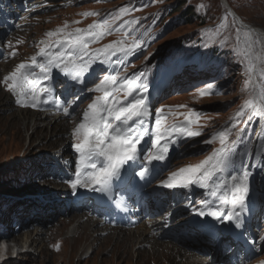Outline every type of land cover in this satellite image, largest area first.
<instances>
[{"label": "snow or ice", "instance_id": "1", "mask_svg": "<svg viewBox=\"0 0 264 264\" xmlns=\"http://www.w3.org/2000/svg\"><path fill=\"white\" fill-rule=\"evenodd\" d=\"M120 11L124 12L126 9L122 8ZM88 14L94 15L95 13H85V15ZM109 26V21L105 20L102 23L94 22L87 29H75L68 32L66 31L67 24H65L64 28L48 31L45 35L49 38L55 37V41H41L44 46L40 47L37 53V55L44 56L45 62L38 64L35 56L31 59V64L38 67L39 72L31 73L32 79H29L21 72V69H26L29 65L21 63L17 65L15 71L3 78L8 90L17 96L16 103L32 107H37L41 103H50L49 100L42 99V94L44 97L53 95L54 85L38 86L41 85L42 80L51 81L53 69H58L65 78L61 95L55 97L52 103L57 108L62 106L61 101L75 105L81 99L80 92L87 88L89 78L93 75L90 69L94 62L100 61L108 64L110 55L116 52L131 55L140 44L137 40L131 47H125L122 44L116 46L118 42H113L103 48L90 49L89 44L85 42V36L98 38ZM65 44L68 46L67 53L46 50L57 45L63 48ZM11 54L15 55V52ZM101 55L104 57L103 60H101ZM173 70L172 68L165 69L162 73L163 77L165 78ZM142 77L143 73L135 74L132 79H125L121 76L123 83L117 85V76L105 75L94 88H87L88 93L101 94L87 105V109L83 111V119L72 129V135L77 137L78 142L71 146L79 154V160L75 164V179L69 178L66 182L74 192L80 187L105 193L110 190L114 178L127 179L122 169L128 165L129 161L135 164L138 156L141 155L138 145L148 136L149 132L146 127V121L150 115L149 94L147 85L138 83ZM213 87L212 84H208L206 89L199 90L200 95H205ZM121 89L124 90L123 101L117 95ZM72 96L76 99L69 100L68 98ZM244 107H251V102L246 103ZM72 110L70 107H64V115L70 116ZM243 114L244 108H241L235 116L240 117ZM258 114L253 113V115ZM179 115L184 117L183 121L166 123L163 106L155 108V126L152 128L155 138L151 140V148L156 154L149 153L147 159L164 161L169 154L170 144H177L180 138L200 135L199 130H193L191 127L198 122V113L189 109L188 112ZM219 142L221 147L211 156L195 166L173 172L165 186L170 189L175 187L186 189L191 185L208 188L209 182L214 180L217 173H223L230 167L235 169L233 146L236 141L227 144L226 135L221 134ZM239 167L243 169L242 174L237 172L236 175H230V179L212 184L215 190L211 195L219 199L220 204L207 213L209 216L227 220L233 224L235 229L243 228L242 217L245 212L251 210L248 203L251 176L248 167L250 166H245L241 161ZM131 169L133 168L129 170ZM146 173L147 169H143L139 173L134 172L133 175L144 178ZM127 182L132 185L130 179ZM132 186L135 187V185ZM218 192H222L223 195H218ZM200 205L202 208H212V203L206 199H202ZM222 212H226V215L222 216ZM204 215L203 211L199 212V216ZM199 227L210 230L202 225ZM261 240L264 241V237H261Z\"/></svg>", "mask_w": 264, "mask_h": 264}, {"label": "rangeland", "instance_id": "2", "mask_svg": "<svg viewBox=\"0 0 264 264\" xmlns=\"http://www.w3.org/2000/svg\"><path fill=\"white\" fill-rule=\"evenodd\" d=\"M116 1L117 0H82L80 4H72L68 6L67 12L70 16L74 15L75 17L84 20L93 15H85V13L100 14L102 12L101 9H104L106 11V14H104V16L97 21L101 23L105 20L109 21V23L115 20L118 21L126 14L127 15L125 16V18L127 19V21H130L134 17L143 15V18L140 21L141 23L139 24L143 25L144 33H142V31H140L139 29H131L129 31L123 26L125 33L135 32L138 34L137 38H130L128 40L127 37L124 36L123 39L126 38V45L130 46L137 40L147 42V47L142 52H140V54L134 59V61H132V63H130L131 65L129 66H132L133 69H136L139 63L147 62L150 59L148 54H151L153 58L154 56L159 54V52L166 51L168 46L173 42H175L177 46L186 47L188 49L200 48L204 46V48L200 49V51L198 52V55L200 57H203L205 47L210 45L214 46L217 52L218 50H220V48H227L230 51L227 57L223 56L224 53H217L218 55L216 54L215 59L217 60V67L214 70L212 67L206 65L199 72H193V70L188 67V64L186 62L183 61L181 64L182 66L180 67L179 76V85L181 86V88H179L181 89V92L179 93L180 96L169 98L166 100V102L171 105L172 102L180 103L181 105H183V107H180V109H182L184 113L188 112L189 109L198 113V122L196 124H193L195 127L199 128L202 131H205L210 125H213L217 122L222 127V132H220V134L226 135L227 131L229 132L231 129H234V127L237 126L240 120L244 117V114L240 117H236L235 113L241 108H245L244 105L246 103L251 102V106H253L252 101H254L255 106L253 110L258 113L262 112V108L264 109V51H260V48H262V46L259 38L251 32H249L247 35L245 28L235 29V26L232 24L230 18L220 10L217 0H178L179 2H186L193 15H189V17L182 23L170 24L167 27H165V24L161 21L164 20L166 16L171 13V11H166L165 13L159 14L158 19L154 15L157 11L168 7V5L177 2V0H138L139 2H141L133 9H126L122 4L123 1H121L120 3H117ZM226 1L230 6L235 8L236 12L240 15L241 19L244 22L248 23L249 25L259 27L264 32V0ZM122 8L126 9V11L121 12L120 9ZM58 12L59 13L51 16L47 21H45V19L40 20V24L38 26L34 25V28H31V31L34 33L33 36L37 34L40 26L49 25V21L54 16L60 15L61 17L58 27L55 28H63L65 24H67L68 26V19L64 18L63 16L65 9L60 8ZM29 37H31V35ZM39 41L40 40L36 39L33 42ZM119 42L123 43L122 40H119ZM94 43L95 41L92 42V44ZM28 51H30V48L26 46L24 49V53ZM249 51L254 52V58L256 56L253 67L255 73L253 72V70H251L254 79H249V75L247 73L249 64V58L247 54ZM18 58L19 57L17 56L14 59L17 60ZM7 65L8 62L6 63V65H0V77L3 74V71H5ZM209 82L218 85L219 91L214 95H200V91L196 86ZM0 86L4 89L3 82L2 84H0ZM252 91H255V97L252 96ZM166 98L168 97H165L164 99ZM185 105H187V108L184 107ZM197 110H199V112H197ZM246 110L250 111L249 107L244 109L245 114ZM7 114L8 113H6L5 111H0L1 189L5 184L4 182L6 181L1 180V178H3L1 174L4 175L13 172L12 163L16 164L15 159L30 156L36 152L41 153L43 147H45V149L47 148L46 144L42 146L37 145L44 143L45 140H47L46 137H44L43 139L44 142L41 140V143L36 142L35 139H33L32 141H34V143L36 144H33L32 141H27V139L23 137L22 132L28 134V126L22 129V132H20L18 125L13 124L12 122L14 118H11V115L9 117V115ZM38 128L40 130L44 129V127H40L38 124L34 128L33 134L36 133ZM10 134L14 136L15 139H11V137L9 136ZM36 134L38 135V133ZM203 137L208 141L209 136L203 135ZM219 137L220 135L218 137L216 136L212 138L209 141H216L217 139H219ZM16 138H19L20 140H16ZM49 138L48 140H51L52 136ZM263 144L264 141H261L260 145ZM49 146H51V144L48 145V147ZM220 146L221 145H219V148ZM192 147L193 148H188V156L193 155L195 156L194 159L200 158L201 156L202 158L204 156L207 158L214 153L212 152L209 156H207V154L205 153V149H207L205 145L199 146L198 144H196L195 147ZM203 150H205L203 155L198 154ZM24 151L26 152V154L22 155ZM188 156L182 158L177 162H172L171 165L175 166L178 163L179 168H176V170L178 171L181 168L188 167V164L190 165L191 162V159H189ZM200 162L201 161H199L197 164H199ZM25 163H20V166L24 165L25 167ZM172 173L173 170L169 172V175H171ZM31 175L32 173L27 174L26 169L25 171L18 169L16 170V177L14 181L9 182L8 180L5 185L10 187L15 186L16 189L21 188L24 183L30 182L33 178L25 181H20V179L24 178L25 176L29 178L31 177ZM5 196L6 195H3L2 197H4V199H7L5 198ZM50 218H52V216H50ZM41 221L44 225L46 223L45 217H43ZM57 222L59 221L52 222L51 230L57 227L55 226L53 228V226ZM67 222L69 223L70 221ZM47 223L49 224L50 222L47 221ZM60 223H58L57 225H59ZM68 225L69 227L67 229H60L62 236L67 235L66 232L69 231L72 223H69ZM47 231L48 230H46L45 233H47ZM28 234L30 233H27V235ZM34 234H36V232ZM25 235L26 234H21L19 236L18 234L19 237L17 238H23L25 237ZM14 237V242L18 246V241H15L16 236ZM32 247L34 248V246ZM33 248H31L32 253L30 254H27L25 252L21 253L23 248H20V254H18L16 258L10 259L3 264H133L132 259L136 258V254L132 250L131 257L129 259V262L127 263L117 262V260H115L114 262H102L103 259H106L108 257V254L104 253L103 255V253L101 252H97L95 254V252L92 250V255L95 256H92L88 253L89 255L86 256L84 260L80 259L78 261L75 260L74 262L73 258H71L70 255L71 248L69 243H66V247L64 250L65 254L61 256H52L50 258H37L41 254L42 250L38 252L36 251V248ZM86 251L89 252L90 250ZM10 256H14V254H10ZM188 259H191L193 261L198 260L195 256ZM178 261L176 259V262ZM146 263L147 262H145V264ZM138 264L143 263L139 262Z\"/></svg>", "mask_w": 264, "mask_h": 264}, {"label": "bare ground", "instance_id": "3", "mask_svg": "<svg viewBox=\"0 0 264 264\" xmlns=\"http://www.w3.org/2000/svg\"><path fill=\"white\" fill-rule=\"evenodd\" d=\"M241 23H243V25L245 26V29L248 32L254 33L259 38L261 45L264 47V32L259 27H256L253 25H248L244 22H241ZM2 64H4V63H2ZM5 65H6V62H5ZM11 65H12V63L9 62L5 71H3L1 78H4L5 74L7 73L8 68H10ZM6 99H7V95L5 93L2 94L0 92V111H3L6 107H8ZM29 112L30 111L27 112L24 110L12 112L11 118H14L12 120V122H13V124L18 125L20 132H22V129H24L28 126V128H29L28 134H25V132L24 133L22 132L23 137H25V139H27V141H32L33 139H35L36 142L41 143V140H42L41 138L43 137L44 133L41 134L40 131H36V133H38V135L36 133L33 134V132H34L33 129L35 126V125L32 126V124L34 122V119H32L33 118V116H32L33 112H30V113ZM9 117H10V115H9ZM29 120H30V123L28 124ZM0 123H1V121H0ZM62 127H64V126L62 125ZM54 129H56V131H60L58 123L52 124L51 132L54 131ZM48 131L49 130L43 129V131H41V132H48ZM48 135H50V131H49ZM9 136L11 137V139H15L14 136H12L11 134ZM17 139H19V138H16V140ZM45 143L47 145H50L49 141L44 142V144ZM49 147H51V146H49ZM70 223H72V222H70ZM67 224H68V222H67ZM67 224L63 225L62 227L57 226L56 228L50 230V234L48 235V237L50 238V240L52 242V246L51 247L46 246V245L43 246L42 252L39 255L40 257H42V258H48L49 257L50 258V257L56 256V255L61 256V255L65 254L64 250L66 247V243H69L70 248H71L70 255H71V258H73L74 262H75V260H77V261L80 259L84 260L86 258V256L89 255L86 250H88V251L93 250L96 254L97 252H101L105 249V246L107 245V242H108L107 240H112L113 244H111V248L105 250V253L108 254V257H107L108 259L107 258L103 259L102 262H114L115 260H117V262H126L127 263V262H129V259L131 256V252H130L131 248L134 245L140 243V242H138V239L142 235V229L138 227L135 231L124 233V235H121V234L119 236L107 235L103 239L101 238L99 241L101 243L98 244V243H96L98 241H96L94 238L91 237V235L93 233L89 229L88 223L81 222L79 224H77V223L74 224V222H73V225L71 226V228L69 230L70 231L69 234L72 233L71 234V240L69 242L68 237L62 236L61 230H60V229H66ZM68 227H69V225H68ZM57 228L59 231L57 230ZM36 232H37L38 236H40L41 232L39 230ZM130 234H132V235H130ZM54 235H56V236H54ZM17 241H18V246L22 247V248H26V246L28 244L30 245V247L34 246V248H39V244L41 243V241L39 239L34 238L33 235H31V234H28V235L26 234L25 237L19 238ZM129 246H130V248H129ZM158 246L160 247L159 252L158 253L152 252V253H150V255H147L146 259H148V260H145V257H144L145 253L143 251L140 253H137V256L140 254L139 259L142 260L141 263L145 264V262H147L146 264H184V262H177L176 263L173 261L174 257L182 256L179 253V250L183 248L182 244L178 247H176L174 245L172 247V249L169 248L170 245H166L167 247H165V245H163V244L158 245ZM155 247H156V244L152 245L153 249ZM156 250H158V249H156ZM37 251L40 252L39 249ZM173 251H176V252L173 254ZM92 254L93 253H91V255ZM183 254H184V251H183ZM39 256L37 258H40ZM139 262L140 261L138 259L134 260L135 264H138ZM106 264H108V263H106Z\"/></svg>", "mask_w": 264, "mask_h": 264}, {"label": "trees", "instance_id": "4", "mask_svg": "<svg viewBox=\"0 0 264 264\" xmlns=\"http://www.w3.org/2000/svg\"><path fill=\"white\" fill-rule=\"evenodd\" d=\"M175 5H176V2H174L172 4V6L169 5L168 8H172ZM188 15L189 14H188V11L186 10V7L181 6L179 9H176L174 13H171V17L173 18V22L172 23H174V22L182 23V22H184L187 19Z\"/></svg>", "mask_w": 264, "mask_h": 264}]
</instances>
